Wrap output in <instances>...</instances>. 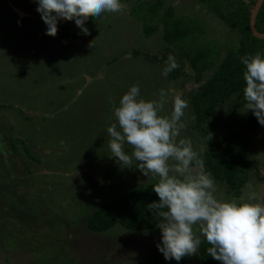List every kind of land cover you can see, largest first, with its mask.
I'll return each mask as SVG.
<instances>
[{"label": "rangeland", "instance_id": "374dc122", "mask_svg": "<svg viewBox=\"0 0 264 264\" xmlns=\"http://www.w3.org/2000/svg\"><path fill=\"white\" fill-rule=\"evenodd\" d=\"M154 1L121 0L122 12L97 16L87 33L66 42L46 35L23 0H0V264H147L158 251L157 217L153 229L117 224L101 233L87 230L83 219L105 202L156 182L135 161L120 165L109 148L113 107L134 84L144 99L167 93L164 115L171 113L173 96L182 94L188 108L177 139H190L199 154L236 133L235 147L248 145L249 179L239 197L228 195L220 182L216 194L241 202L255 193L253 202H264V126L244 128L252 112L233 97L214 110L215 127L205 135L200 128L208 123L196 125L190 102L238 45L239 33L198 0H159L160 13L171 8L173 17L201 30L198 45L213 50V66L197 82L188 60L193 50L166 51L162 23L144 34L147 15L140 7ZM169 55L181 70L173 81L163 74ZM125 150L130 154L132 148ZM194 232L204 239L198 226ZM185 264H200L198 250Z\"/></svg>", "mask_w": 264, "mask_h": 264}, {"label": "clouds", "instance_id": "9594fccd", "mask_svg": "<svg viewBox=\"0 0 264 264\" xmlns=\"http://www.w3.org/2000/svg\"><path fill=\"white\" fill-rule=\"evenodd\" d=\"M34 3L46 25L45 34L52 37L61 20L70 18L80 31L87 33L89 29L83 21L89 14L119 13L125 7L121 0H34ZM240 61L244 65L242 92L247 110L264 126V53L246 54ZM175 67V58L169 55L163 74ZM166 102L164 90L158 99H144L140 86L134 84L119 98L118 106L113 107L115 122L107 128L112 157L126 167L135 161V167L143 175L156 179L152 191L159 199L148 204L147 210L159 221L158 251L165 261L175 260L179 264L201 245L194 232V226H198L210 245L206 252L213 260L220 264H264V202H253L255 193L241 202L216 194V182L205 170L191 140L177 139L185 127L182 117L188 101L182 94H175L170 115L162 114ZM125 145L131 146L130 154ZM200 151L203 152V147Z\"/></svg>", "mask_w": 264, "mask_h": 264}, {"label": "trees", "instance_id": "16d2710c", "mask_svg": "<svg viewBox=\"0 0 264 264\" xmlns=\"http://www.w3.org/2000/svg\"><path fill=\"white\" fill-rule=\"evenodd\" d=\"M33 11L37 21L46 28L40 14L37 13V5L34 0H23ZM210 11L219 16L224 22L237 30L239 33L238 45L228 50L212 76L204 82L201 89L192 95L190 102L195 113L196 125L200 128L205 122L206 129L200 128L205 135L206 130H213L215 124L211 121L214 110L231 98H239L245 102L242 89L245 86L243 80L244 65L240 57L246 54L254 55L256 52L264 53V39L255 38L250 32L249 20L251 10L257 0H198ZM142 5L140 9L145 10L146 17L142 19L143 32L150 35L155 32L159 23L163 25L162 41L164 49L169 46L179 49L181 55L188 54L193 50L195 54L190 56L191 67L195 70V81L202 80V74L206 69L213 66L211 58L213 50L207 45H198L197 36L201 30L187 24L183 18L173 17L172 9L160 13L162 1L155 0L153 3ZM137 8L133 9L136 12ZM133 12V13H134ZM135 14V13H134ZM142 16V14H137ZM97 16H91L83 21L89 28L93 25ZM186 23V24H185ZM255 26L258 32L264 33V1L258 11ZM84 32L80 31L72 19H64L58 23L56 36L66 42L78 40ZM179 66L168 72L167 78L171 81L177 79L181 70ZM1 107V106H0ZM257 124V119L251 114L244 128L251 130ZM238 135V133H237ZM236 133H228L220 140L211 142L209 148L200 154L203 159L205 170L210 172L215 182L222 183L228 195L234 198L241 195L242 189L248 182L249 163L247 161V144L235 147ZM143 184L128 193L105 202L99 209L94 210L86 220L85 227L94 233H101L120 225L128 230H149L157 225L156 216L147 210V205L158 201L157 195L152 191L155 184ZM206 239L201 240L198 248V259L200 264H220L213 260L206 252L209 247ZM188 256L182 258L179 264H184ZM147 264H177L175 260L165 261L162 253L155 252L149 258Z\"/></svg>", "mask_w": 264, "mask_h": 264}, {"label": "water", "instance_id": "95a60500", "mask_svg": "<svg viewBox=\"0 0 264 264\" xmlns=\"http://www.w3.org/2000/svg\"><path fill=\"white\" fill-rule=\"evenodd\" d=\"M263 1L264 0H257L256 1L254 7L251 10L250 20H249L250 32L257 39H264V33L258 32L256 29V26H255L256 17H257L258 11L260 10V7H261Z\"/></svg>", "mask_w": 264, "mask_h": 264}]
</instances>
